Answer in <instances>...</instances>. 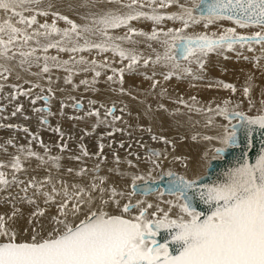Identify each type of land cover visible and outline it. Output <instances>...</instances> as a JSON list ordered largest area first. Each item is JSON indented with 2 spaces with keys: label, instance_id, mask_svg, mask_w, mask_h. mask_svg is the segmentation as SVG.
Listing matches in <instances>:
<instances>
[{
  "label": "snow or ice",
  "instance_id": "1",
  "mask_svg": "<svg viewBox=\"0 0 264 264\" xmlns=\"http://www.w3.org/2000/svg\"><path fill=\"white\" fill-rule=\"evenodd\" d=\"M98 5L102 9L99 13L89 12L83 17L90 22L78 24L59 12H50L49 9L53 7L51 3L46 8L42 7V0H0V13L3 14L0 19V58L10 61L18 55L21 66L30 68L33 64L39 65L41 57L36 54L37 48L32 47L30 41H35L45 53L51 48L71 53L73 55L68 60L44 55L41 67L42 73H49L50 67L63 68L68 73L64 78L67 84L71 83L77 67L80 72L91 71L94 77L101 75L97 68L110 67L107 57L104 62L88 59L84 55L78 59L75 57L77 53L93 50L112 53L121 61H127L126 67L111 68L113 74L120 73L121 82L124 71L133 70L141 62L166 69L160 74L164 80H169L173 76L180 78L193 74L192 65L202 69L209 54L223 55L225 51H237L236 46L251 51L258 45V51L264 54V0H104L103 4H100V0H82L80 7L95 8ZM169 5L177 6L178 11H157ZM144 8L151 11H144ZM26 12L29 15H25ZM49 15L55 17L51 23L47 19L43 23L39 22L38 16L47 18ZM57 19L63 20L68 26L58 27ZM140 19L153 23L150 32L132 27L131 22ZM222 20L231 21L235 26L226 27L218 33L188 31L201 24L207 29L209 25ZM164 21H176L180 26L168 27L166 30L157 27ZM120 29H126V32L123 35L113 34L114 30ZM237 29L251 31L245 34ZM53 35L59 36V39L52 40ZM137 36L144 40L135 39ZM40 37L48 42L41 44ZM141 43H147L152 55L145 57L137 50L136 46ZM125 44L130 46L125 47ZM153 44L158 47H153ZM25 48L28 51H24ZM0 67L4 72L12 71L4 65ZM192 78L200 77L193 75ZM107 79L112 81L114 76H108ZM248 80L249 83L243 88L245 97H249L252 87V77ZM80 83L89 84V81L81 80ZM216 83L224 89L236 91L232 84L223 81ZM157 84L153 80L151 87L156 88ZM164 91L161 89V95ZM23 94L30 95V90ZM12 98L15 99V95ZM36 99L47 101L44 96H37ZM36 99L32 100L33 104ZM190 99L192 104H187L182 98L176 103L184 105L189 112L205 113L206 126L214 123V117H223L227 121L217 125L222 129L221 134L199 137L204 141L216 140L221 145L213 147L212 159L223 158L229 149L234 148L241 130L249 138V144L254 131L264 135V100H261L256 115H248L237 111L229 100H225L223 105L217 104L215 108H204L196 106V97ZM249 106H253L251 99ZM159 107L164 108V105L160 104ZM20 111V106H17L12 115ZM33 111L47 112L49 109L34 108ZM179 111L177 108L176 112ZM114 112L115 108L109 107L104 115L111 116L113 121L121 120L122 117L114 115ZM87 115L96 116L98 124L107 123L106 119H100L97 109ZM40 120L42 124L47 123L45 117ZM55 130L59 132V128ZM23 131L28 133L29 129L25 127ZM152 139L158 137L153 135ZM192 139L196 140L198 136L194 135ZM159 140L165 144L171 143L163 136ZM103 147L101 144L100 149ZM19 151L26 157L43 161V157L31 148L21 146ZM148 152L153 168H160L162 160L153 157L160 158L167 154L155 149H149ZM82 155L87 156V151H83ZM50 159L53 166L59 167V157ZM127 163L133 165L131 160ZM10 167L16 172L22 170L20 156L12 159ZM98 170L99 165L93 169ZM72 171L68 169L69 173ZM86 174L83 168L77 173ZM207 174L206 170L204 175ZM163 176L169 177L167 185L158 187V181ZM12 180H16L14 174ZM92 180L99 182L86 186L62 182L59 189L53 186L50 192L43 191V185L30 181V186L35 189L33 197L42 196L45 205L55 206V214L49 218L50 230L41 225L38 231L33 226L30 238L22 240L18 238L15 227L9 223L14 222V217L23 215L20 209L14 208L10 215L0 214V264H264V147H261L254 161L250 162L248 154L244 153L234 166L209 183L203 182L201 176L187 178L171 170L161 172L155 178L151 171L146 176L132 174L130 191L106 187L104 177H92ZM9 184L6 174L0 171V185ZM149 194H155L158 198L169 196L170 199L161 201L167 208L143 198L132 202L136 195L146 197ZM36 198H27L29 204L36 206L29 218L30 225L34 221L39 223L40 218L46 215V209L39 207ZM121 198H127L128 202L121 204ZM196 201L205 206L203 210L199 209ZM113 204L117 211H108L107 208ZM162 231L166 233V238L160 242L157 237Z\"/></svg>",
  "mask_w": 264,
  "mask_h": 264
},
{
  "label": "bare ground",
  "instance_id": "2",
  "mask_svg": "<svg viewBox=\"0 0 264 264\" xmlns=\"http://www.w3.org/2000/svg\"><path fill=\"white\" fill-rule=\"evenodd\" d=\"M44 1L46 3H44ZM103 2L104 0H100V4H103ZM181 2H184V0H181ZM49 3L53 5V7L49 9L50 12H59L61 15L68 16L78 24L90 22L83 19L89 12L99 13L102 10L99 5L95 8L80 7L82 0H42V7L46 8ZM109 7L114 6L109 5ZM143 10L151 11L149 8H144ZM157 11L173 12L178 11V8L175 5H169L168 8L157 9ZM25 15H29V13L26 12ZM2 18L3 14L0 13V19ZM45 19L51 23L55 17L51 15L47 18L38 16L40 23H43ZM57 25L60 28L68 26L63 20L58 19ZM131 25L133 28L145 32H150L154 26L151 21L144 19L132 22ZM179 26V22L176 21H164L160 25H157V27L164 28L165 30L168 27ZM234 26L235 25H233L231 21L222 20L214 25H209L207 29L201 24L193 26L188 29V31L218 33L226 27ZM237 30L245 34H250L251 31L245 29ZM29 31H31V29H29ZM41 31L43 30L41 29ZM115 31H117V33L114 34L115 32H113L114 35L124 34L126 29ZM39 39L41 44L48 42L44 37H40ZM51 39L58 40L59 38H57V35H53ZM93 39H95V37H93ZM135 39L144 40V38L138 36L135 37ZM29 43L32 47L37 48V52L41 53L40 51L42 50L36 45L35 41H30ZM81 43H83V41H81ZM128 46L130 45L125 44V47ZM136 47L145 57L152 55V51L147 47V43H141ZM153 47L158 46L153 44ZM255 47L259 48L258 45ZM256 48L251 50L252 52H250V54H248L249 50L247 49L243 51V53L248 52V59L253 61L248 62L242 58L243 61L249 63L247 66H244L245 64L240 62L235 66H231L230 60H228L229 62L225 61L227 56H224L223 62L225 61L227 63L220 68L223 70H220L215 63L216 61L222 60L223 55L211 53L207 57L209 61L205 58L208 62L205 61L206 63H204L202 69L198 68L196 65H192L194 70L193 74H186L180 78L173 76L169 80H164L163 75L160 73L166 71V69L160 66H153L151 63L149 65H144L141 62L133 70L124 71L122 82L120 73L113 74L111 68L126 67V60L121 61L118 56L114 57L112 53H98L95 50L92 52L77 53L75 54L77 58H79L80 55H84L86 58L96 59L98 62H104V58L107 57V61L110 65L109 68H97V70L101 72L99 77H94V73L91 71L87 73L80 72L77 67L76 73L73 74L74 79L80 80L81 78H87L86 80L89 79L90 83H93V79L95 82L97 80L100 81V85L97 86L101 91L85 90L86 92L81 91L82 94L78 93L79 90L77 89L76 91H72L71 89L74 87H63L67 85L64 82V78L68 75L63 68L52 69V71L50 69L49 73H42V65L40 64L43 62L42 60L39 65L33 64L28 68L27 65L21 66L19 64L20 57L18 55L15 59L10 61H5L3 58H0V65L12 69L9 73L4 72L3 68L0 67V85H2V87H0V102L2 106L4 105V107L7 108H5L6 110L4 109L5 111L3 109L1 110L4 111L2 113L3 116H10V114L16 110L17 106L21 108V111L17 112V115L32 116V118L28 120L21 117L11 119L3 118V116L0 117V127L13 125V129L11 127H4L5 129H9L5 130L2 128L3 131H0V165H9L6 167L0 166V171L4 172L6 174V179L10 181L8 186L0 185V214L10 215L14 208L20 209L23 215L14 217V222L10 221L9 223L18 231V238L26 240L30 238L33 226L36 227L38 231L41 225H44L46 230H50L49 218L51 215H54L56 211L55 206H49L43 203L44 198L42 196L39 198L33 197L35 189L30 186V181L32 184L43 185V191L50 192L53 186L59 189L62 182H66L69 185L79 184L86 186L92 182H99L93 181L92 177H104L106 187H116L118 191H130L132 174L146 176L149 171H151L152 174L156 170H160V172L175 170L185 174L202 173L204 170L203 167L212 159L213 147H219L220 144L216 140L204 141L199 137L204 135H219L222 133V129L214 123L206 126L205 113L189 112L184 105L177 104L176 101L182 98L187 104H192L193 101L190 97L194 96L196 97V106L214 108L215 103L219 101L222 103L227 100L226 98H228V100L229 98H233L236 99V105L231 104V106L236 110L237 108L242 109L246 114L249 113L248 115L257 114V110L261 107L260 102L264 100V54H261ZM24 51H28V48H25ZM43 53L49 56H58L62 60H66V58L73 55L67 52H59L57 49ZM9 55H11V53H9ZM233 57V59H235V56ZM25 68H27V71H25ZM153 71L156 72L155 76H153ZM220 71L221 73H219ZM33 73L40 74L33 75ZM193 75L199 76L200 78L193 79ZM108 76H114V79L109 81L107 79ZM4 77H6V79ZM249 77H252L250 82L252 85L250 90L251 94L259 90L261 94L260 97H257L256 93H254L256 95L245 97L239 89L233 93L232 90L224 89L222 85L216 83L217 81H223L224 83H234L239 88H244L249 83ZM153 80L158 82L156 88L151 87ZM209 84L212 86L208 87ZM13 85H17L18 87H13ZM78 86L81 87L79 84ZM17 88H21L20 91ZM121 88L123 91H121ZM88 89L92 88L90 87ZM95 89H97V87ZM161 89L165 90L163 95H161ZM29 90L31 91L30 95L21 93ZM114 91H117V93H113ZM232 94L235 95L231 96ZM13 95H15V99L12 98ZM47 95L51 97L49 104L47 101L45 102V100H38L35 104L30 101L31 97L32 99H36L37 96ZM27 96H29V98ZM250 99L251 102L253 101L252 107L248 104ZM76 101L84 104L81 110H72L68 107V105L74 104ZM118 101L124 103L127 107L123 106L127 108V110L125 113H122L120 110L114 113L122 117L120 121L114 123V121L111 120V116H103L104 113L100 111V107L106 105V111L108 106L117 104L118 108H120L121 103L118 104ZM160 104H163L164 108H160ZM38 105H42V108L48 105L52 106L51 114H54V117L51 119L49 125H42L38 118H46L47 115H51V110L42 113L33 111L35 106L37 107ZM177 108L180 109L179 112H176ZM93 109L99 110L100 119H106L107 123L98 124L96 116H88L87 113ZM180 114H182V116H180ZM216 118L217 119L214 118V122L217 120L220 124L227 123V121H224L221 117ZM186 121L190 122L189 126H186ZM130 122L134 123L128 125ZM93 125H96L95 129ZM119 126H123V128L129 130V132L127 130H125L124 134L122 133L123 131L119 133L113 132V130ZM24 127L29 129V134H24L25 132L22 129ZM57 128H59V132L55 130ZM92 129L97 132V135H100H92L90 133ZM19 131H21V134L18 133ZM109 132H112L110 136L117 135L118 138L120 137L125 141L139 140V144H134L138 145L139 148L133 150L132 144L129 146L124 144L121 149L116 148L112 153L113 149L112 146H110L111 143H107L108 138L102 135ZM35 133L37 134V138H33V134ZM153 135L157 136L158 139L153 140ZM194 135H197L198 139L193 140L192 137ZM160 136L165 137V139L171 141V143L165 144L163 141L159 140ZM99 138L102 139V142H97ZM81 139H84V141ZM63 144H65V146H63ZM101 144L104 145L102 150L100 149ZM141 145H143V147H141ZM21 146L26 149L31 148L32 151L43 157V161L36 157H26V154L19 151ZM149 149H155L167 154L160 158L153 157V159L162 160L160 168H153L151 165L149 161ZM85 150L88 153L87 156L82 155ZM108 150L111 151L107 152ZM122 150L125 151L123 152ZM97 153H99V155L95 156ZM205 153L208 155L205 156ZM16 156H20L22 162V170L19 172H16L10 167V162ZM50 157H59L57 162L59 167L53 166ZM74 157H80V159H74ZM117 157L119 158V162H117ZM176 157H179V159H176ZM128 160H131L135 167L129 165L127 163ZM97 165H99V170L97 172L93 171ZM69 168L73 170L71 173L68 172ZM82 168L87 171V174L77 175ZM13 174L16 177L15 181L12 180ZM49 180L51 182H49ZM139 196L140 195L134 196L132 202L134 203L137 199L143 198L153 204L160 203V206L165 209L167 206L161 201L170 199L169 196L158 198L155 194H149L142 198ZM27 198H36L39 207L46 209V215L40 218L39 223H35L34 221L32 225L29 224L31 212L35 211L36 206L29 204ZM127 202V198H121V204ZM107 210L110 212L117 211L114 204L110 205ZM25 229L28 230L27 233Z\"/></svg>",
  "mask_w": 264,
  "mask_h": 264
},
{
  "label": "rangeland",
  "instance_id": "3",
  "mask_svg": "<svg viewBox=\"0 0 264 264\" xmlns=\"http://www.w3.org/2000/svg\"><path fill=\"white\" fill-rule=\"evenodd\" d=\"M44 3H46L45 1H44ZM43 3V4H44ZM132 22H136V21H132ZM131 22V23H132ZM113 32H115L114 34H116L117 33V31H113ZM117 35H123V34H117ZM57 38H59V36H57ZM237 47V51H225L226 53H224L223 54V56H222V60H220V61H216V63H215V65L220 69L222 66H225L226 65V63L227 62H229L228 60H230V65L231 66H235V65H237V63L238 62H240V63H243V64H245L244 66H247L249 63L248 62H253V61H251L250 59H248V55H247V53L248 54H250V52H252V51H248V52H245V53H243V51H245V49H247L246 47L244 48V50L243 49H241V48H239V46H236ZM256 48V47H255ZM53 49H56V48H51V49H48V51H50V50H53ZM257 50L259 49V48H256ZM47 51V52H48ZM41 53H39V52H37L36 54L38 55V56H40L41 57V60L43 61V56L45 55L44 53H43V51H40ZM46 52V53H47ZM232 52H233V54H232ZM240 52V53H239ZM229 53V54H228ZM238 54V55H237ZM240 54V55H239ZM224 56H227L226 57V59H225V61H227V62H225V64H224V62H223V59H224ZM233 56H235V59H233L234 57ZM77 58V57H76ZM239 58V59H238ZM244 60H246V61H248V62H246V61H243V59ZM69 58H66V60H68ZM78 59V58H77ZM206 59H207V57H206ZM41 60H40V62H41ZM208 60V59H207ZM207 60H205L206 62H208ZM237 61V62H236ZM243 61V62H242ZM206 62H204V63H206ZM246 62V63H245ZM231 63H233V64H231ZM42 66H43V62H41L40 63ZM50 65H51V63H50ZM50 69H51V71H52V69L53 70H55V69H57V68H54V67H50ZM136 70V69H135ZM220 70H223V69H220ZM33 72H35V71H33ZM74 73H76V72H74ZM219 73H221V71L219 72ZM0 78H1V76H0ZM74 79V76L72 75V80ZM86 80L87 78H81L80 80H78V79H74L73 81H71V83H67V85H65V86H63L64 88H66V87H74V88H72L71 90L72 91H76V89L77 90H79V92L78 93H80V94H82V92L81 91H84V92H86L85 90H87V91H101L100 89H98V86L100 85V81L99 80H97L96 82H95V80L93 79V83H90L89 82V84H82L81 85V83H80V81L81 80ZM49 80V79H48ZM75 81V82H74ZM78 81V82H77ZM88 81H89V79H88ZM99 81V82H98ZM49 82V81H48ZM95 82V83H94ZM73 83V84H72ZM78 84L81 86V87H83V88H81V87H79L78 86ZM95 86H94V85ZM232 85H234V87L236 88V91H237V89H239L242 93H243V87L242 88H239L237 85H235L234 83H231ZM68 85H70V86H68ZM73 85V86H72ZM85 85V86H84ZM98 85V86H97ZM6 86H9V85H6ZM78 86V87H77ZM86 86H88V87H86ZM92 88V89H88V88ZM97 87V89H95ZM17 89H19V91H20V89L21 88H17ZM95 89V90H94ZM231 90V89H230ZM96 91V92H97ZM25 92V91H24ZM31 92V91H30ZM21 93H23V92H21ZM113 93H117V91L115 92H113ZM234 93V92H233ZM254 93H256V94H254ZM254 93H252L251 94V92H250V94H249V96H253V95H256L257 97H260V93H259V90H258V92L256 91V92H254ZM235 94H232L231 96H234ZM263 96V95H262ZM261 96V97H262ZM28 98H29V96H27ZM31 97V96H30ZM44 97H46V98H48V100H47V102H48V104L50 103V101H51V97L49 96V95H47V96H44ZM34 99V98H33ZM32 99V97L30 98V101H32L33 100ZM227 100H228V98H226ZM38 100H40V99H36V101H38ZM231 100V101H230ZM42 101V100H41ZM44 101V100H43ZM229 101L231 102V104H233V105H236V99H233V98H229ZM46 102V101H45ZM224 102V101H223ZM223 102L221 103V101H219V102H217V103H215V106L217 105V104H221V105H223ZM253 102V101H252ZM43 103V102H42ZM119 103H121V105H120V108H118V105L117 104H115V105H113V106H108V108L109 107H114L115 108V112L114 113H116L118 110H120L122 113H125L126 112V110H127V108H125L124 106H126L124 103H122L121 101H118V104ZM44 104V103H43ZM249 104V103H248ZM0 105H1V108H0V117H2L3 116V112L7 109L6 107H4V105L2 106V103L0 102ZM72 105V106H71ZM71 105H68V107L70 108V109H72V110H74V109H76V110H81L84 106V104L82 103V102H79V101H76L74 104L72 103ZM73 105H75V107L73 106ZM79 106V107H76V106ZM124 105V106H123ZM42 105H38L37 107L35 106V108H39V107H41ZM105 106L106 105H103V106H101L100 107V111L101 112H103V113H105ZM45 107V106H44ZM49 110H51V112H50V114L52 113V106H50V105H48V106H46ZM127 107V106H126ZM6 108V109H5ZM42 108V107H41ZM51 108V109H50ZM101 108H103V109H101ZM215 108V107H214ZM4 110V111H1V110ZM123 110V111H122ZM237 111H242V112H244V110H242V109H239V108H237ZM120 112V113H121ZM10 113H12V112H10ZM42 113V112H41ZM245 113V112H244ZM249 114V113H248ZM5 115V114H4ZM115 115V114H114ZM250 115H256V114H250ZM104 117H105V115H103ZM117 116H120V115H118L117 114ZM180 116H182V114H180ZM25 118V120H28V119H30V118H32V116H29V115H15V117L12 115V114H10V116L8 115V116H3V118H9V119H11V118ZM48 117V118H47ZM51 117V118H50ZM53 117H54V114H51V115H47L46 116V119H47V123L46 124H42L41 123V120H40V118H38L39 119V122L42 124V125H49L50 123H51V119H53ZM108 117H110V116H108ZM215 119H217L216 117H214ZM221 118H223V117H221ZM111 120H112V118H111ZM177 120H179V119H177ZM113 121V120H112ZM118 121H120V120H116V121H114V123H116V122H118ZM134 122H130L128 125H132ZM186 123V126H189L190 125V122H188V121H186L185 122ZM214 124H216V125H219L220 123L219 122H217V120H216V122H214ZM94 126V125H93ZM96 126V125H95ZM5 127V126H4ZM3 126H1L0 127V131L2 130L3 131V129L2 128H4ZM12 128V127H11ZM25 128V127H24ZM27 128V127H26ZM96 127H94V129H95ZM122 128V133L124 134L125 133V130H127V129H124L123 128V126L121 127V126H119L118 128H116V129H121ZM5 129V128H4ZM6 129H9V128H6ZM5 129V130H6ZM13 129V128H12ZM23 129V128H22ZM94 129H92V130H90V133L92 134V135H96V136H99L100 134H98L97 135V132H95V130ZM128 132H129V130H127ZM17 132V131H16ZM113 132H115V133H119V132H121V131H114L113 130ZM18 133H20L21 134V131H19ZM109 133H112V132H109ZM109 133H105V134H102V135H104L106 138H108V140H107V143L109 142V144L111 143V144H115V145H111L110 144V146H112V149H113V151H112V153L115 151V149L116 148H120L121 149V147L124 145V144H127V146H129V145H133V150H135V149H137V148H139L138 147V145H134V144H139L138 142H139V140L137 141V140H130V141H128V140H123L122 138H118V136L116 135V136H110L109 135ZM114 133V134H115ZM24 134H29V132L28 133H24ZM67 134V133H66ZM65 134V135H66ZM35 135V136H34ZM128 135V134H127ZM33 137H35V138H37V134L35 133V134H33ZM122 139V140H121ZM82 141H84V139H81ZM80 140V141H81ZM110 140V141H109ZM71 141V140H70ZM97 142H102V139L101 138H99L98 140H97ZM72 143H75V142H72ZM63 146H65V144H63ZM63 150V149H62ZM111 150H108L107 152H110ZM123 152L125 151V150H122ZM95 156H98V155H95ZM97 172V171H96ZM165 196H167V195H165ZM140 197V196H139ZM140 198H142V197H140ZM135 203V202H134Z\"/></svg>",
  "mask_w": 264,
  "mask_h": 264
},
{
  "label": "water",
  "instance_id": "4",
  "mask_svg": "<svg viewBox=\"0 0 264 264\" xmlns=\"http://www.w3.org/2000/svg\"><path fill=\"white\" fill-rule=\"evenodd\" d=\"M76 107H79L78 105ZM251 144H249V138L246 136L243 130L239 131L238 133V143L234 148L229 149L223 156V158H216L211 159L203 168V172L200 174H185L182 172H177L175 170H171L175 172L177 175H184L187 178H195L196 176L203 177V182L209 183L217 177H219L223 171L228 169L229 167H232L235 165V162L240 159L244 153L248 154V159L251 161H254L256 155L259 153L261 147H264V135H261L259 132L254 131L253 135L251 137ZM221 146V145H220ZM219 146V147H220ZM210 164V166H209ZM207 170V175L205 176L204 173ZM168 172V171H167ZM160 170H156L154 173H152L153 177H157L160 175ZM166 173V172H164ZM169 177L163 176L158 181L157 186L158 187H166ZM196 203L199 206L200 210L204 209V205L199 204L198 201ZM166 238V233L163 231L160 233V235L157 237L160 242H163V239Z\"/></svg>",
  "mask_w": 264,
  "mask_h": 264
}]
</instances>
